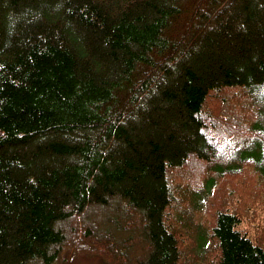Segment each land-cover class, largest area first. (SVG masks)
<instances>
[{
    "label": "trees",
    "instance_id": "16d2710c",
    "mask_svg": "<svg viewBox=\"0 0 264 264\" xmlns=\"http://www.w3.org/2000/svg\"><path fill=\"white\" fill-rule=\"evenodd\" d=\"M225 89L257 106L227 163L201 133L218 130L205 108ZM166 106L192 134H156ZM191 157L220 177L249 164L264 181V0H0V264H65L76 229L62 225L115 201L105 221L135 214L132 235L87 222L96 245L78 249L103 264H264L241 211L217 205L210 231L186 217L196 171L173 175Z\"/></svg>",
    "mask_w": 264,
    "mask_h": 264
},
{
    "label": "rangeland",
    "instance_id": "374dc122",
    "mask_svg": "<svg viewBox=\"0 0 264 264\" xmlns=\"http://www.w3.org/2000/svg\"><path fill=\"white\" fill-rule=\"evenodd\" d=\"M220 92V96H218L222 101L224 100L225 103L216 102L214 104H210L211 99H209L205 108V111L213 116V119L208 120V123L218 126V130L215 132L201 130V133L204 134L208 141L216 147V154L220 157H218L215 162L225 160L227 163L232 159V155L235 151L251 140L254 136V133L251 130V123H253L252 116H254L257 106L255 100L252 98V94H249L248 91H230L225 89ZM211 93L213 97V95H216L219 92ZM179 111L180 109L176 106H166L164 108L159 122L157 121L158 125L155 130L158 136L161 135L159 133H161V129L163 128L165 135H167L169 131L171 132L173 130L177 131V136H189L192 134L189 129H183V126H181L177 120L175 121L177 117L181 118L182 110L180 112ZM138 117L139 116L137 114L133 120ZM230 117L238 118L243 122L244 126L242 127L248 134L246 139H236V137L234 138V136L230 134L231 131L228 129L233 126L229 121ZM232 129L236 130L237 128L233 126ZM211 166L212 165L207 162L199 161L196 157H191L187 161L186 165L178 168L174 175L172 174L175 179L179 176H187L192 170L196 171V173H193L195 176L190 181L184 183L185 188L188 190H184L183 187L181 188V191H184V195L188 199L187 210L185 211L186 217H188V219L191 218L190 221L193 223L195 228L200 227L210 231L216 207H218L217 205L222 204L223 207H227L228 209H237L241 211L242 223L240 228L246 231L253 238V240L264 241V181L256 174V172H254L253 167L249 164L242 168L240 172L229 173L223 177L217 176L215 170H213ZM214 176L217 177L216 186L213 188L208 199H201V204L196 206L193 203V196L197 192L194 193V191H197V187L201 189L202 184L205 183L209 177ZM173 180L171 183L176 186L177 180ZM234 188L239 189L241 194H233L232 191ZM192 193H194V195ZM117 204L118 203L115 201L111 207L106 209L88 208L84 213L76 214L72 217V219L66 222V224L62 225L65 232L66 230L70 231L69 229L73 227L76 229L75 234H72L71 237V233L68 232L67 240L69 242H67L68 244L65 246L60 256L61 259H66L65 264H103L101 256L89 254L85 251H78V249L81 250L86 247L91 249L94 248V245H96L93 240H84L82 231L84 230V226H87V222L90 223L91 226L98 227V229L101 230H106L108 228L115 231L116 229V238L120 242L132 235L128 229H133V226L130 225V228H124V226H127V220L129 219L136 222L137 217L135 214L129 213V215L126 214V217L122 216L119 224L117 225L112 222L105 221L108 216L116 214L115 207ZM191 233L192 230L190 234ZM135 242L138 241H134L133 244H136ZM73 245L77 246L78 252H75L76 247ZM71 246H73L72 249L69 248L67 250V247ZM137 247L138 246H134L135 249H137ZM100 248H103L102 245Z\"/></svg>",
    "mask_w": 264,
    "mask_h": 264
}]
</instances>
